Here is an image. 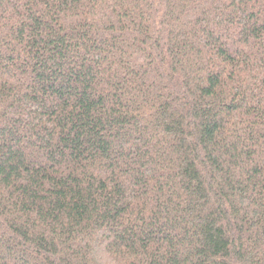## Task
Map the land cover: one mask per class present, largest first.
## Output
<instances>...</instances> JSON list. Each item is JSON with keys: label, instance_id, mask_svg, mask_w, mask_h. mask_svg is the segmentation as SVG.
I'll use <instances>...</instances> for the list:
<instances>
[{"label": "trees", "instance_id": "obj_1", "mask_svg": "<svg viewBox=\"0 0 264 264\" xmlns=\"http://www.w3.org/2000/svg\"><path fill=\"white\" fill-rule=\"evenodd\" d=\"M0 264H264V0H0Z\"/></svg>", "mask_w": 264, "mask_h": 264}]
</instances>
